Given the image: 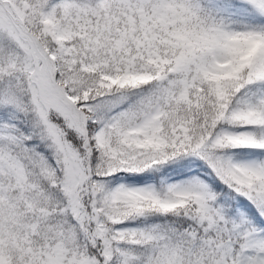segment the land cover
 Instances as JSON below:
<instances>
[{
  "label": "snow or ice",
  "instance_id": "1",
  "mask_svg": "<svg viewBox=\"0 0 264 264\" xmlns=\"http://www.w3.org/2000/svg\"><path fill=\"white\" fill-rule=\"evenodd\" d=\"M0 264H264V0H0Z\"/></svg>",
  "mask_w": 264,
  "mask_h": 264
}]
</instances>
